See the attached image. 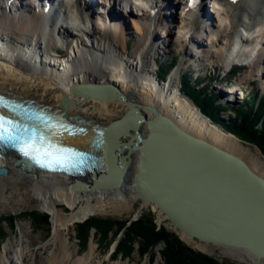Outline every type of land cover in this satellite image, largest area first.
Returning <instances> with one entry per match:
<instances>
[{
  "label": "bare ground",
  "instance_id": "6f19581e",
  "mask_svg": "<svg viewBox=\"0 0 264 264\" xmlns=\"http://www.w3.org/2000/svg\"><path fill=\"white\" fill-rule=\"evenodd\" d=\"M40 1L37 5L32 0H0V94L49 107V111L63 121L78 119L111 127L123 118L134 122L139 115L145 121L139 122L137 127L133 124L132 129L141 139L149 134L147 121L161 116L182 131L240 158L264 178V156L241 143L233 134L212 125L191 98L180 96L179 65L164 81L155 72V60L159 55L181 50L183 59L190 56L188 60L194 70L201 66L193 55L196 52L213 67L231 70L236 64L249 66L252 70L248 78L255 71H260V78L264 77V0L235 3L222 0L220 6L213 4L205 16L204 2L192 10L188 0H177L178 10L174 7L175 0H58L52 6L53 12L45 10L44 4L38 7ZM211 18L215 23H211ZM130 24L139 40L128 50ZM157 29L161 36H166L165 41L157 40ZM188 45L203 48L188 52ZM59 47L67 49V57L58 54ZM245 78L224 89L229 95L225 98L227 102L235 103L236 95H243L239 87ZM0 112L12 115L8 110L0 109ZM220 114L219 119L222 118ZM155 125L158 129L165 127L158 122ZM86 127L88 132L84 134L57 131V139L70 148L92 150L99 135L93 127ZM115 133L121 135L124 130L118 126ZM133 135L136 139V134ZM139 153L140 149H136L130 154L131 163L122 174L120 184L115 185L121 160L114 153L108 156L112 167L100 173L97 182H89L93 179L87 176V186L76 188L71 187L75 179L68 174L20 167L11 153L0 158L2 206L11 209L36 207L50 214L53 237L47 247L53 245V251L45 261L36 259L34 264H69L73 255L66 252L69 248L66 235L75 222L107 209H132L140 200L134 185ZM140 202L138 214L146 209L156 214L159 221L166 219L153 202ZM60 206L70 212L65 213ZM177 233L185 243L202 252L212 254L218 248L223 256L239 263L264 264V258L257 260L246 250L201 243L183 232ZM13 244L4 248L6 256L12 252ZM31 245L32 240L25 246L29 253L21 251L20 261L14 264L30 260ZM47 247L38 250L37 255H44ZM95 249L90 243L73 264H96ZM112 250L115 251L114 247ZM9 258L4 261L0 255V264H11ZM113 264L122 262L114 261Z\"/></svg>",
  "mask_w": 264,
  "mask_h": 264
},
{
  "label": "water",
  "instance_id": "95a60500",
  "mask_svg": "<svg viewBox=\"0 0 264 264\" xmlns=\"http://www.w3.org/2000/svg\"><path fill=\"white\" fill-rule=\"evenodd\" d=\"M26 104L44 111L56 124L71 127L70 132L58 127L59 132L84 134L88 132L86 126L97 130L99 137L92 150L85 151L84 172L78 173L81 176L75 177L72 188L87 186V176L93 179L89 182H97V176L112 167L108 156L114 153L121 160L115 185L120 184L131 163L130 154L140 149L134 177L136 194L140 200L153 202L166 215L170 228L201 243L239 248L257 260L264 258V178L240 158L182 131L161 116L147 121L150 131L141 139L132 129L133 124L137 127L145 121L139 115L134 122L123 118L108 127L78 119L63 121L49 107ZM156 122L165 125L164 129L156 128ZM118 126L124 130L121 135L115 133ZM7 153L17 158L18 166L37 168L18 154Z\"/></svg>",
  "mask_w": 264,
  "mask_h": 264
},
{
  "label": "rangeland",
  "instance_id": "374dc122",
  "mask_svg": "<svg viewBox=\"0 0 264 264\" xmlns=\"http://www.w3.org/2000/svg\"><path fill=\"white\" fill-rule=\"evenodd\" d=\"M178 2V1H177ZM1 15V14H0ZM136 17V16H135ZM172 29V28H171ZM131 33L127 38L126 46L128 50H130L136 41L139 40V36L136 34L134 30V26L130 24V30ZM134 31V32H133ZM157 29V35L155 36L158 41H165L166 36H161V34L158 33ZM67 40V39H66ZM192 48V49H191ZM203 47L196 48L195 46H187L188 52L193 50L200 51L202 50ZM66 48L59 47L57 49L58 54L61 55L62 57H67L68 53L66 51ZM52 51V50H51ZM196 55V62H199L201 64L200 69H195L193 68L192 62L188 60L190 56H186L184 59L182 57L183 51L179 52V50H175L173 52H169L168 54L165 55H159L155 62H156V67H155V72L158 76H160L162 81L167 79V75H169L172 70L179 65L180 67V73H179V89H180V96L181 97H187V94L191 93L193 94L194 92L197 93L196 90H201L200 93L202 94V97L204 98V101L210 102L214 99L215 103L217 106H220L221 109L218 107V111L221 113L220 115L222 118L218 119L220 122L219 124L213 123L209 117L207 118L210 120V122L216 126L218 129H220L224 133H228V129H231L233 126V123L236 121V116H237V108L238 105H241L242 107H246L247 103H251V105H248L247 107L251 106V108L254 106H258L261 103H264V77L260 78V71L254 73V75L250 78L247 77L249 73L251 72V68L249 66H237L233 65V68L229 71L226 70L227 68L223 66H212L209 64L208 60L206 59L205 61L202 60L196 52H193V55ZM199 57V58H197ZM192 58V57H191ZM195 62V63H196ZM202 62L204 64H202ZM188 63V64H187ZM206 63V64H205ZM184 64V65H183ZM187 64V65H186ZM190 64V65H189ZM207 69V70H206ZM227 71V72H226ZM198 73V74H197ZM198 75L196 78L195 76ZM226 75V77L223 78V76ZM188 79H186L185 78ZM246 76V78L243 80V84L240 85V89L243 91V95H236L235 98V103H231L230 101L227 102L225 98H229L226 93L224 92V89L230 88L232 85H237L240 80ZM263 79V80H262ZM183 88H185V91H183ZM195 99L198 101L199 95H195ZM239 97V98H238ZM213 98V99H212ZM249 99V100H248ZM191 100V99H190ZM242 100V101H241ZM192 101V100H191ZM196 103V102H195ZM242 103V104H241ZM264 109V108H263ZM211 110V109H210ZM208 110V111H210ZM258 110V109H257ZM206 116V115H205ZM235 120L232 125H229L228 127L222 124L224 121L229 122L230 120ZM217 121V120H216ZM230 134V133H228ZM241 143L244 145L248 146L251 148L253 151L259 153L262 157L263 155L259 152V150L255 147L252 146L248 143H244L243 141L240 140ZM140 200L135 202L133 204L132 209L125 211V210H118V211H112L110 209H107L106 211L100 212V213H94L89 215L87 218H89L92 215L95 216H101V217H110L112 219L117 220L118 222H127V225L132 223L133 221H136L140 215H151L154 218V223L155 225L160 228L163 226L167 231L172 232L177 236L179 241L186 246L188 249L192 251L193 254H197L199 256L205 257L209 263L210 262H216L219 264H242L239 263L235 260H232L231 258L225 257L220 253V250L218 248H215L214 252L212 254L202 252L201 250H197L193 248L191 245L185 243L179 234L170 228V226L167 223V220H162L159 221L157 219V215L154 214L150 210H142L139 214L137 213V210L140 207ZM63 207L65 213H69L70 210L66 208L65 206H60ZM16 209V210H15ZM6 208L2 206V203L0 201V219L3 218H8L12 216V223L11 225L9 224L8 226H5L4 223L1 224L2 226V236L0 237V255L2 258H4V261L7 260L8 257L9 260L13 261L14 263H18L20 261L19 258V253L21 251L24 252V254L29 253V249H27L25 246L28 245V242L32 240V245L31 249L33 250L30 254V260L26 262L25 264H34V261L36 259H39L40 261H45L46 258L50 257L52 251H53V245H50L47 247L48 244L52 243V237H53V224L50 218V214L44 210H41L36 207H21V208ZM34 210L38 212L41 215H46L47 216V221L49 223V230L48 233L46 234L43 230L36 229L33 224L27 220H24L23 213L27 211ZM16 217V219H15ZM86 218V219H87ZM85 219V220H86ZM83 221H77L74 223L72 227H70L68 231V236L69 237V248L66 250L67 253L71 254V260L69 264H73L75 260H77L81 255L88 249L90 243H93L96 246L93 258L95 259L96 264H113L114 261L117 262H122V264H163V260L161 257V250L163 248V243L160 242L157 244L150 252L145 253L140 255L137 252V243H133L130 248V256L128 258H123L120 255H117L113 253L114 249H116L118 245V241L121 238V233L116 237V238H111V243L107 249V246L109 244V239H106L105 241H100L99 245L97 243V237L94 235V229H91L89 231L87 241L83 246H81L78 242V240L75 238V228L76 225L79 223L84 222ZM11 243H14L13 246H11V253L9 256L5 255L4 248L8 246V244L11 245ZM16 244V245H15ZM45 250V254L42 255L41 257L38 256V252L42 250ZM13 248V249H12ZM26 248V250H25ZM40 250V251H38ZM77 251V254L74 253V251ZM4 252V253H3ZM3 255V256H2ZM29 259V258H28ZM75 259V260H74ZM209 263H204V264H209ZM211 264V263H210Z\"/></svg>",
  "mask_w": 264,
  "mask_h": 264
},
{
  "label": "trees",
  "instance_id": "16d2710c",
  "mask_svg": "<svg viewBox=\"0 0 264 264\" xmlns=\"http://www.w3.org/2000/svg\"><path fill=\"white\" fill-rule=\"evenodd\" d=\"M183 91H185V88H183ZM196 91L197 93H189L187 96L191 98L193 103L196 102L195 104L198 106V109H200L203 114H206L213 123L219 124L218 114L220 112L218 111V107L219 109H221V107L216 105L213 98L210 102L204 101L200 93L201 90ZM195 95H199L198 101L195 99V97H197ZM251 103H247L246 105H251ZM247 106H240L237 108V116L235 117L236 121L233 120V122L235 121L234 123L229 119V122L224 121L222 124L228 127L233 123L232 128L228 129V133L233 134L244 143L255 146L264 156V103H261L259 108L258 106H256V108H254V106L252 108L251 106ZM23 217L24 220L31 222L36 229L43 230L46 234L48 233L49 223L46 215H41L31 210L24 212ZM2 223H4L5 226L11 225L12 216L0 219V237L3 234ZM75 229V238L81 246L86 243L89 231L94 229V235L97 237L98 245L100 241L103 242L106 239L110 240L109 244L106 245L107 249L111 243V238H116L121 233V238L113 253L123 258H128L130 256L129 248L133 243H137V252L142 255L150 252L157 244L162 242L164 246L160 253L163 264L209 263L205 257L193 254L190 249L179 241L175 234L167 231L163 226L158 228L154 223V218L148 214L140 215L136 221H133L129 225H127L126 221L118 222L110 217L92 215L84 222L77 224ZM210 263L219 264L216 262Z\"/></svg>",
  "mask_w": 264,
  "mask_h": 264
},
{
  "label": "snow or ice",
  "instance_id": "6c2138e0",
  "mask_svg": "<svg viewBox=\"0 0 264 264\" xmlns=\"http://www.w3.org/2000/svg\"><path fill=\"white\" fill-rule=\"evenodd\" d=\"M47 121L43 116L21 121L0 114V145L17 148L24 157L50 170L74 166L72 158L80 154L57 139L58 127L69 132L71 127Z\"/></svg>",
  "mask_w": 264,
  "mask_h": 264
}]
</instances>
